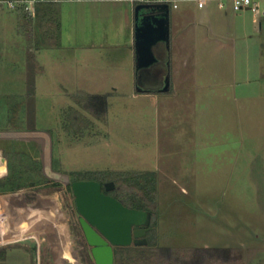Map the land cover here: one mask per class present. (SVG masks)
Masks as SVG:
<instances>
[{
    "label": "rangeland",
    "instance_id": "1",
    "mask_svg": "<svg viewBox=\"0 0 264 264\" xmlns=\"http://www.w3.org/2000/svg\"><path fill=\"white\" fill-rule=\"evenodd\" d=\"M135 7L130 0L58 3L60 46L45 48L44 40L37 45L26 35L31 31L41 37L35 19L31 27L28 16L0 4V130H15L0 135V157L9 160L17 153L12 168L0 171V191L21 193V206L36 208L29 239L0 242V264H96L68 187L74 179L69 174L84 179L96 173L115 181L130 172L156 186L155 194L145 193L148 200L156 196L150 204L154 229L147 245L120 249L117 264H264V63L259 66V49L253 50L259 48V32L252 14L237 16L249 22L247 33L254 34L247 38L249 54L240 49L237 63L243 65L249 55L259 75V81L246 85L259 98L242 108L248 115L244 141L237 134L226 137L230 132L225 141H204L188 127L194 114L212 113L209 122L221 128L235 122L216 112L219 105L206 104L214 89H199L189 78L181 82L188 87L178 90L172 83L168 92L150 93L144 104L130 97L141 94L127 50L135 40ZM205 15L190 2L171 9L173 61L198 46L196 40L179 38L196 29L208 58L214 46L202 37L210 36L211 15ZM215 16L228 17L220 11ZM116 58L123 63L113 68L110 62ZM41 66L48 80L39 74ZM160 72L162 67L145 73L143 81L159 84ZM114 83L117 88L111 87ZM198 95L204 97L201 104L195 103ZM105 115L111 126L99 120ZM3 196L10 201L14 194ZM5 217L10 226L19 225L22 214ZM60 227L65 230L59 235Z\"/></svg>",
    "mask_w": 264,
    "mask_h": 264
},
{
    "label": "crops",
    "instance_id": "2",
    "mask_svg": "<svg viewBox=\"0 0 264 264\" xmlns=\"http://www.w3.org/2000/svg\"><path fill=\"white\" fill-rule=\"evenodd\" d=\"M45 3H48V2H45ZM58 3H62V2H58ZM40 4H38L36 12L31 15L27 14L26 12L22 13L20 9L14 10V11L20 17L28 16V19L30 21L32 20L31 27H33L34 26L33 24L35 23V21L36 23H38L39 13L41 12V11L39 12ZM215 8H217L218 10L216 12L220 11V13L228 17H225L224 19H222V17H216L215 16L216 12L214 11ZM200 10L204 12V15L206 14L205 16H207V14L211 15L210 36L204 35L202 37H204L203 40L207 39L208 41H212L211 45L214 46V48H212L209 51L208 58H207L206 55L204 54L205 50L200 49L199 47V43L202 39L200 35L198 34L199 29H196V31H191V32L186 31L180 34L179 38L184 39V40H191V41L196 40L198 42V46L195 49H191L190 54L182 53L180 55L179 54L176 55L177 57H175L174 61H173V58L171 57V63H172L171 64V86H172V83H174L175 84L174 86H176L178 90L180 87L181 88L188 87V85L183 84L181 82L183 81L185 83L187 82L189 83L190 82L189 78H194V82H198L197 87H199V89L201 88L214 89L213 93H210L212 96L206 95L208 97V100L207 101L205 100V101L208 107H211L213 105H219L215 108L216 112L223 113L224 119L226 120V122L228 119H231V122L232 120H235L234 123L233 122L230 123V121L227 122L226 124L223 123V126H222L223 128H221V127H216V125L213 122H209V120H211L210 118L213 116L212 113L208 112V113H205L204 115H200L199 113L194 114L195 116L193 119L194 122H192V124H188V127H190L192 131H194V136L200 135L203 137L204 141H208V140L215 141L217 137H218L217 139H219L220 141L222 140L225 141L224 140L225 135H227L228 132H230L226 137H229L232 134L234 135L237 134V136H239L243 142L244 141L243 138H245V132H246L244 126L246 124V128H247L246 121L248 119L247 112L246 111L244 112V110L246 109L247 102L250 99L259 98V94L254 93L252 90H249L246 85L248 82L250 83L251 81H259L258 80L259 75L257 76L254 74L253 66H252L253 64H251L250 61L247 59L249 55L247 56V58H244L245 61L242 62L243 65L239 66V64L237 63V56L239 55L240 49L242 53L246 52L247 54H249L251 45L248 44L247 38H253V35H254L252 32L247 33V30L245 28V23L248 24L249 22L246 19L238 18L237 16L241 14L242 12H249L250 14H252L251 16H252L253 28L255 29V31L259 32V48L257 47L253 49V50L259 49L258 51L259 52V66H261V64L264 63L263 62L264 61V18L259 17V20H257V17L255 16L252 10L234 12L231 10L222 9L216 4L209 5L206 9H200ZM26 35H29L32 39H35L37 45L40 44L38 40L42 39V34L40 37L38 34L30 31ZM132 44L133 43L128 44L127 47L129 49L127 50H128L129 55L133 56L134 67L132 70H133V80H135L136 78L135 77V72H136L135 40H134V44L133 45ZM171 44H172V31H171ZM58 45L60 46V44L53 45V44L45 43L44 47L52 48V47H57ZM29 50H31L32 52L34 51L33 47L31 46L29 47ZM209 57L214 58V59L211 60ZM207 61H208L209 67L205 68V62ZM211 61L214 62L215 64L214 66H211L213 64V62L211 63ZM110 63L115 64V67L113 68H116L117 65L123 62L120 61L119 58H116L114 62H110ZM259 66L257 67L259 68ZM38 71H39V74H42V77H44L45 80H48L50 78L48 75L49 72L47 71V69H45V67L41 66ZM183 73L185 74L187 73L186 76L182 77ZM239 74H242L243 76L240 77ZM244 79L247 82H241V81H244ZM114 80L118 81L117 79H114V78L111 79L112 82H114ZM113 86L117 88L116 83L111 85V87ZM192 86L190 88H192ZM197 92L200 93V91H197ZM255 94L257 95V97H253ZM130 97H132L135 100L139 99L137 100V103L138 105H140V104H144L146 100H149V98H151L152 95L150 93H141V94H136V95L131 94ZM191 99H192V102L194 103V97H192ZM202 102H204L203 96L198 95L195 97V103L201 104ZM187 103L189 102L187 101ZM182 104H184V101L182 102ZM242 108L244 110H242ZM187 117L188 115L182 116L181 117L182 121L186 120ZM98 118L101 122H103L102 120L108 121V122H105L106 125L110 124L111 126L110 115L108 116L105 115V116H101ZM228 124H231L230 128L228 127ZM225 127H228L229 130ZM202 129L204 130V132L202 131ZM20 130L21 129H19L18 131ZM9 132H15V130L14 129L13 130H0V135L1 136L4 134L7 135ZM222 137L224 139H222ZM177 141L179 143L178 139ZM5 167L7 168L8 166L1 167V164H0V171L2 170V168H5ZM12 194H14V196L11 197L12 199H10L12 203H10V201L7 200L3 196L4 194H0V223H2L3 225L2 229L4 228L3 230H5L2 232V235L7 234L9 237V240L7 241L12 240L11 242L15 243L18 241L20 242L26 241L27 239L31 237L30 235H26V233L30 228H33L31 226L34 225L33 220L36 214L35 212L36 208L34 206H31L30 210L23 208L24 206H21V204L18 202L19 199H22L21 193L12 192ZM16 213L19 215L22 214V219L18 222L19 225L12 224L10 226L9 224H7V222H5V220H7L5 216L7 217L10 215L14 216ZM24 215L26 216L24 217ZM25 223H28L29 225L27 224L25 225ZM64 230L65 229H62L60 227L59 229H56L55 233L57 232L60 235L64 233ZM15 234L17 238H15ZM36 240L39 243V250H40L41 249L40 242L38 239ZM66 241H67V238H66ZM1 246H4V245H1Z\"/></svg>",
    "mask_w": 264,
    "mask_h": 264
},
{
    "label": "water",
    "instance_id": "3",
    "mask_svg": "<svg viewBox=\"0 0 264 264\" xmlns=\"http://www.w3.org/2000/svg\"><path fill=\"white\" fill-rule=\"evenodd\" d=\"M158 10V11H157ZM136 87L140 93L171 89V9L168 4H138L135 7ZM162 67L159 84L143 81L145 73ZM1 167L7 158L0 157ZM79 222L96 264H115V247L145 246L153 220L150 210L130 207L112 194L113 181L104 185L95 179L71 182Z\"/></svg>",
    "mask_w": 264,
    "mask_h": 264
},
{
    "label": "trees",
    "instance_id": "4",
    "mask_svg": "<svg viewBox=\"0 0 264 264\" xmlns=\"http://www.w3.org/2000/svg\"><path fill=\"white\" fill-rule=\"evenodd\" d=\"M57 5L58 2H48L39 5V12L40 11L41 12L39 13V17H38L39 19L37 25L42 32V40H44L45 43L47 44H55V43L57 44V41L59 39L58 33L60 32L61 27H60V22L56 14L54 13ZM20 11H22V13H25L22 9H20ZM51 38H54L56 42L54 41L53 43L51 41L52 40ZM12 155H13V159L11 158L9 159V168L10 167L12 168V165H14V163L17 161V153H13ZM145 175H147V173H145ZM71 176L74 179H81V177L75 173L71 174ZM138 176H140L139 173H132V172L124 173L118 180L114 179L115 181L113 182L115 183L116 188L113 191V193L111 191L109 192L112 193V195L116 196L118 199L122 200L124 204L127 206L150 210L152 214H154L152 208H150L151 206L150 204L155 202L156 196L153 195L151 199H149L151 201L150 202L148 200L149 195H146L145 193L149 191V193L155 194L156 186L149 185L148 183H146V181L143 182V180H140L139 182ZM84 179H95L100 182H106L112 180L113 178L111 177L102 178L99 177V175L96 173H91L89 177ZM142 183L145 185L141 186L143 185ZM15 184L16 183H14L13 189H15ZM68 186L69 189L72 190V186L70 184ZM152 223L154 222L152 221ZM132 248L139 249L141 247H136L135 245L128 247H124V246L115 247V264H117L116 260H118V252L120 249L128 250Z\"/></svg>",
    "mask_w": 264,
    "mask_h": 264
},
{
    "label": "built area",
    "instance_id": "5",
    "mask_svg": "<svg viewBox=\"0 0 264 264\" xmlns=\"http://www.w3.org/2000/svg\"><path fill=\"white\" fill-rule=\"evenodd\" d=\"M65 1H86V0H0V4H7L9 9H22L27 14H34L37 6L45 2H65ZM136 5L149 4L159 5L168 4L170 9H178L182 2H190L199 9H206L209 5L216 4L225 10L240 12L244 10H252L257 20L259 17L264 18V0H130ZM158 11V10H157Z\"/></svg>",
    "mask_w": 264,
    "mask_h": 264
},
{
    "label": "flooded vegetation",
    "instance_id": "6",
    "mask_svg": "<svg viewBox=\"0 0 264 264\" xmlns=\"http://www.w3.org/2000/svg\"><path fill=\"white\" fill-rule=\"evenodd\" d=\"M13 153H16V152H12V154ZM7 168H9V160H7ZM6 168V167H5ZM69 176L70 177H72L70 174H69ZM73 180H75V179H73ZM73 180H71V182L73 181ZM44 181L46 182L47 180L46 179H44ZM71 182H69L68 183V185L70 184L71 186H72V184H71ZM106 182H108V181H106ZM106 182H101L103 185L106 183ZM47 183V182H46ZM17 185H18V183H16L15 184V189H17ZM69 187V186H68ZM115 188H116V185H115ZM115 188L111 191L112 193H113V191L115 190ZM103 189H104V191L106 192V193H108L107 191H106V188H105V185L103 186ZM73 190V189H72ZM14 191V190H13ZM12 190H2V191H0V194H5L6 192H13ZM112 193H108V194H112ZM153 221V220H152ZM149 227H152V229L149 231V232H147V240H148V235L152 232V230L154 229V226H153V223L151 222V224L149 225ZM148 243H149V241H148Z\"/></svg>",
    "mask_w": 264,
    "mask_h": 264
},
{
    "label": "bare ground",
    "instance_id": "7",
    "mask_svg": "<svg viewBox=\"0 0 264 264\" xmlns=\"http://www.w3.org/2000/svg\"><path fill=\"white\" fill-rule=\"evenodd\" d=\"M2 226H3L2 223H0V242H5V241L9 240V237L7 234L2 235V232L5 231V230H3L4 228L2 229Z\"/></svg>",
    "mask_w": 264,
    "mask_h": 264
}]
</instances>
